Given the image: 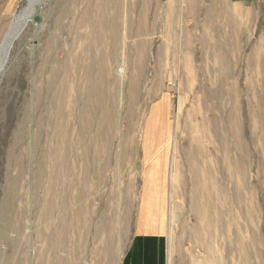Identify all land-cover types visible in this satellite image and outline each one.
<instances>
[{
  "label": "rangeland",
  "instance_id": "rangeland-1",
  "mask_svg": "<svg viewBox=\"0 0 264 264\" xmlns=\"http://www.w3.org/2000/svg\"><path fill=\"white\" fill-rule=\"evenodd\" d=\"M35 13L0 76V264H124L139 233L163 264H264V0Z\"/></svg>",
  "mask_w": 264,
  "mask_h": 264
},
{
  "label": "crops",
  "instance_id": "crops-1",
  "mask_svg": "<svg viewBox=\"0 0 264 264\" xmlns=\"http://www.w3.org/2000/svg\"><path fill=\"white\" fill-rule=\"evenodd\" d=\"M161 233H139L135 236L124 264H163Z\"/></svg>",
  "mask_w": 264,
  "mask_h": 264
},
{
  "label": "bare ground",
  "instance_id": "bare-ground-1",
  "mask_svg": "<svg viewBox=\"0 0 264 264\" xmlns=\"http://www.w3.org/2000/svg\"><path fill=\"white\" fill-rule=\"evenodd\" d=\"M41 1L42 0H27L26 5L17 14H15L11 20L8 29L6 30L0 42V76L4 72V68L9 57V52L12 48V43H14L16 40L15 38L20 36L26 25L31 21L32 15L36 10V7L40 5Z\"/></svg>",
  "mask_w": 264,
  "mask_h": 264
},
{
  "label": "water",
  "instance_id": "water-1",
  "mask_svg": "<svg viewBox=\"0 0 264 264\" xmlns=\"http://www.w3.org/2000/svg\"><path fill=\"white\" fill-rule=\"evenodd\" d=\"M35 12H36V10L34 11V13H33V15H32L31 21H33V22H39L40 18H39L38 15H36ZM17 37H18V36H17ZM17 37H16L15 39H17ZM12 45H13V43H12Z\"/></svg>",
  "mask_w": 264,
  "mask_h": 264
}]
</instances>
